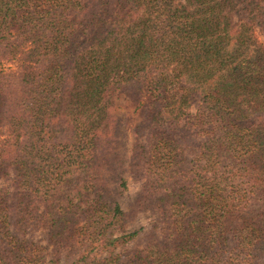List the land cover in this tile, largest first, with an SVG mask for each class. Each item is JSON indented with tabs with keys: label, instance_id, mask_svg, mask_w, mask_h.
I'll return each mask as SVG.
<instances>
[{
	"label": "trees",
	"instance_id": "trees-1",
	"mask_svg": "<svg viewBox=\"0 0 264 264\" xmlns=\"http://www.w3.org/2000/svg\"><path fill=\"white\" fill-rule=\"evenodd\" d=\"M258 32L264 0H0V264H264ZM120 95L149 126L132 162L158 214L130 258L96 174Z\"/></svg>",
	"mask_w": 264,
	"mask_h": 264
},
{
	"label": "rangeland",
	"instance_id": "rangeland-1",
	"mask_svg": "<svg viewBox=\"0 0 264 264\" xmlns=\"http://www.w3.org/2000/svg\"><path fill=\"white\" fill-rule=\"evenodd\" d=\"M237 15L245 16L246 13L240 10ZM258 34V38L263 41V34L261 32ZM0 69L12 70L14 65L8 62H0ZM197 106V103L193 104L188 112L193 114L197 110ZM112 116L115 119V138L109 147L101 148L96 173L97 183L102 189L105 200L118 203L125 215L124 223L117 230L115 236L119 237L138 231V235L116 249V253L122 254L125 258H130L152 240V227L158 219L156 209L149 203L148 195L143 191V188L145 190L143 183L146 178L142 173L136 172V165L132 162L133 150L136 145L146 146L149 126L144 121L142 107L124 95L114 99ZM182 137L188 146H185L181 169L188 171L195 155V143L197 141L190 132ZM2 138L0 131V140ZM119 179L125 180L126 189L123 190L118 186ZM2 185L3 179H0V187ZM12 190L13 188L10 186L9 194ZM8 200L10 201V196ZM23 237L29 240L32 237L40 245H45L43 230L37 229L32 234L25 232ZM5 252L6 246L0 242V257L7 255ZM7 256L9 258V255ZM61 259V264H68L66 259V261Z\"/></svg>",
	"mask_w": 264,
	"mask_h": 264
}]
</instances>
